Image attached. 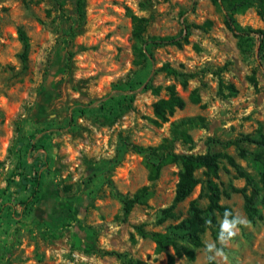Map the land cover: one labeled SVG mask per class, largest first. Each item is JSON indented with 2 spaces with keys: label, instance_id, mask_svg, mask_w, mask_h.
<instances>
[{
  "label": "rangeland",
  "instance_id": "rangeland-1",
  "mask_svg": "<svg viewBox=\"0 0 264 264\" xmlns=\"http://www.w3.org/2000/svg\"><path fill=\"white\" fill-rule=\"evenodd\" d=\"M76 1L0 0V264H166V254L175 264H205L219 217L200 235L191 261L170 247L156 252L143 236L170 231L187 216L189 201L206 207L200 185L173 204L176 164L147 181L146 164L167 153H224L252 177L249 220L242 195L230 191L244 180L224 160L219 165V202L245 221L223 250L229 264H264V189L252 162L239 155L256 150L233 143L264 135V52L256 33L264 23L254 9L235 15L251 32L238 39L210 0H80V17ZM128 13L144 18L145 39L172 36L180 47L148 46L133 64ZM18 27L28 38L24 63ZM164 64L178 75L162 71ZM166 86L185 107L160 121L152 104L166 98ZM192 91L198 104L188 101ZM35 173L37 192L29 197ZM137 191L138 202L124 212L123 200Z\"/></svg>",
  "mask_w": 264,
  "mask_h": 264
},
{
  "label": "trees",
  "instance_id": "trees-1",
  "mask_svg": "<svg viewBox=\"0 0 264 264\" xmlns=\"http://www.w3.org/2000/svg\"><path fill=\"white\" fill-rule=\"evenodd\" d=\"M214 6H216L223 15V23L226 29L238 39L248 38L251 32L241 29L236 21L235 15L247 8H253L257 17L262 23H264V0H210ZM81 2L76 1L75 12L81 16ZM130 21V40H131V53L134 57L133 64H138L144 59V52L147 51L148 46L159 45H172L174 47H180L181 43L178 39L172 36L150 37L144 38L145 20L142 17L128 13ZM17 40L21 45V53L19 59L21 62L26 61V52L28 48V38L24 30L18 27L15 30ZM257 40L259 42L258 52H264V32L258 31ZM182 43H186L185 38H181ZM71 54L67 55V65L70 61ZM161 70L169 75H178L176 70L167 64L161 66ZM181 87L186 86V81L183 79L180 81ZM231 88V87H230ZM159 87L152 89L154 93L159 91ZM166 93V98L157 99L152 104V112L155 118L160 121H166L173 115L175 111H180L185 107V101L175 92L173 86H166L163 88ZM188 101L192 104H198L199 98L192 91L188 96ZM181 124V123H180ZM184 135V132H179ZM244 142L254 147L256 150L254 153H247L240 151L239 155L242 158L249 159L259 176L258 182L264 189V135L260 132L257 133L255 138L250 136H243L242 138L235 140L233 143L237 144ZM133 150L140 153L143 151L141 147L133 146ZM39 156L34 158V162H39ZM231 167L236 177L244 180V186L242 188H230L233 193H239L244 200L243 210L249 220L252 219V215L255 213L254 208V196L256 195L255 186L252 177L244 172L234 160L224 153H205L201 155L192 154H173L167 153L163 158L161 157L156 163L148 162L146 164L147 169V181L152 182L157 179L161 168L166 164H176L179 167L177 174V181L174 187L173 204L181 203L187 199L193 192L197 185H200V193L206 200V207L201 210L194 200L189 201L187 207V216L178 222L170 231L159 233L151 232L143 234L148 237L155 245L156 252H166L168 247L172 248L173 252L179 251L185 255V257L191 261L193 259V249L201 247L200 235L203 234L206 228L210 225H216V217L223 219L226 211L231 212V209L220 204L221 192L217 186L219 165L221 161ZM197 172L203 176L200 181L195 175ZM39 174L35 173L32 178L34 188H32L29 197H32L37 192ZM250 188V194L247 195L246 189ZM137 191L132 199L123 200V211L128 212L133 204L137 203ZM227 195V194H226ZM200 197V194L198 195ZM231 218V217H229ZM217 233L219 234V226H217ZM178 242H185L189 245V248H183L178 246ZM135 264H143L136 262ZM166 264H175L174 257L170 254H166ZM205 264H216L214 261L209 262L206 259Z\"/></svg>",
  "mask_w": 264,
  "mask_h": 264
},
{
  "label": "clouds",
  "instance_id": "clouds-1",
  "mask_svg": "<svg viewBox=\"0 0 264 264\" xmlns=\"http://www.w3.org/2000/svg\"><path fill=\"white\" fill-rule=\"evenodd\" d=\"M231 217V218H229ZM245 223L244 219L239 214H233L226 211L223 219L220 221L218 240L220 247H217V242H209L205 245L206 259L209 262L216 261L217 258L223 261V264H229L228 256L224 252L232 239L238 234L239 226Z\"/></svg>",
  "mask_w": 264,
  "mask_h": 264
}]
</instances>
